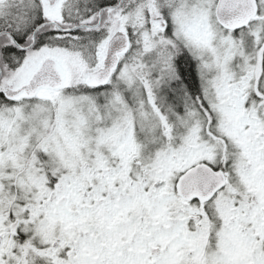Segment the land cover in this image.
<instances>
[{
    "label": "snow or ice",
    "instance_id": "snow-or-ice-1",
    "mask_svg": "<svg viewBox=\"0 0 264 264\" xmlns=\"http://www.w3.org/2000/svg\"><path fill=\"white\" fill-rule=\"evenodd\" d=\"M0 264H264V0H0Z\"/></svg>",
    "mask_w": 264,
    "mask_h": 264
}]
</instances>
